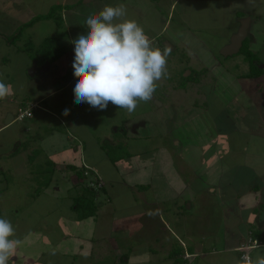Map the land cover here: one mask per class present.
<instances>
[{"label":"rangeland","instance_id":"obj_1","mask_svg":"<svg viewBox=\"0 0 264 264\" xmlns=\"http://www.w3.org/2000/svg\"><path fill=\"white\" fill-rule=\"evenodd\" d=\"M220 1L177 0L171 6L173 0H0V80L11 93L0 99L1 113L8 108L18 115L24 97L37 98L71 78L75 47L71 41L87 31L86 17L106 5L123 4L125 19L141 25L154 47L162 52L171 48L167 76L156 82L152 99L138 102L131 113L111 103L106 110L74 103L73 77L69 86L46 100L55 116L36 109L32 120L25 117L2 130L0 218L9 220L15 232L23 228L31 234L43 219L41 224L54 231L42 230L43 235L54 234L60 244L56 253L60 264H164L170 250H186L187 244L193 245L188 240L207 237L210 229L220 237L224 230L223 242L231 243L228 231L234 222L243 224L244 211L235 208L229 213L227 204L238 207L251 187L264 180L260 175H264V106L258 105V97L264 99V73L258 79L243 77L248 69L244 55L220 53L241 18L248 17L247 12H221ZM51 9L58 18L25 25ZM260 13H253L244 42L264 68V12ZM55 42L67 51L52 62L48 53L57 52ZM35 61L37 72L31 75L28 70ZM48 63L52 65L46 69ZM251 83L255 85L250 87ZM65 108L70 109L67 116L62 114ZM67 133L74 144L84 137L87 151L93 140L98 142L95 157L104 153L107 158L120 157L124 163L119 183L101 186L99 179L101 185L92 187L94 174L82 176L79 168H69L61 175L52 165L36 174L41 157L23 147L34 145L32 139L41 134L49 144L42 145V154L49 156ZM72 174L84 181L72 186ZM47 179L49 187L44 185ZM172 184L179 186L177 195ZM151 187L159 210L144 202L154 198ZM82 194L92 200L84 198V206L77 210L56 203H81ZM183 198L186 204L178 205ZM89 206L96 208L95 215L79 219ZM62 216L67 217L66 237ZM201 255L190 257L189 264H232L225 253Z\"/></svg>","mask_w":264,"mask_h":264},{"label":"crops","instance_id":"obj_2","mask_svg":"<svg viewBox=\"0 0 264 264\" xmlns=\"http://www.w3.org/2000/svg\"><path fill=\"white\" fill-rule=\"evenodd\" d=\"M176 1L177 0H173L171 6H173ZM203 1H210V0H203ZM220 2L222 4L221 5L222 10H220L221 12H247L248 17L250 18L248 22V28H247L248 33H249L250 26L253 23V13L258 12V15H260L261 14L260 12H264V0H221ZM258 4H259V7L262 5L263 8L261 7L259 10H257ZM255 17H257V15ZM236 31L237 30L233 31L232 33ZM52 62H55V60ZM36 63L37 62L35 61V65ZM51 63L47 64L46 69H48L52 65ZM29 66H30V63L27 65V67L29 68ZM36 72H37V67L34 70V73L32 75H34ZM73 77L74 75L72 73L71 78L65 81V83L63 84L60 83L56 87V89L53 88L46 94L37 96V98L30 99V98L24 97L23 99H25L26 102L24 100V101H21L19 104L24 103L25 106L18 105L17 113L18 111L20 112L21 110H25V109L30 110L31 116L25 115L23 117V118L27 117L29 120H32L33 115L36 112V109H40L41 111L45 113H49L52 116H55L56 113H54V111L49 106H47L46 100L51 95L59 93L62 89L69 86ZM254 85H255L254 83H251L250 87H253ZM257 89L259 92L260 90H262V87L257 88ZM258 98H259L258 105L260 108H262L264 106L263 105L264 99L262 98V96H259ZM33 108H34V111H33ZM17 116H18L17 114L15 115V113L13 114L12 112H10L8 108L4 109L2 113L0 110V122H1L0 132L6 129L8 125H11L15 123L16 121L20 120V119H17ZM3 118H5L4 121H3ZM45 127H47V125L40 129H44ZM29 130L30 128L27 130L28 133H29ZM122 130H124V128ZM71 131L74 133L72 129ZM48 136L49 135H47L46 137ZM44 137L45 136H42L41 134H36L34 138L32 139V142L34 145L29 144L27 145L28 146L27 148H25V146L23 147L24 152H26V149L27 150L31 149V151L32 150L34 151L32 154H36L41 157V160H38V163H37V170L35 172L36 174L42 173V171L48 168V165H52L53 170L59 171L61 175H64V172H66V170H68L69 168L72 170H76L78 168L80 170L88 169L92 174L95 175L94 177L99 178L103 182L102 183L103 186L105 185V183L115 184V183H119V181L121 180L119 176L120 175L119 170H120L121 165L124 163V161L121 160L120 157L111 158V156H109L107 158L105 153L103 155L101 154L99 157H95L94 146H97L98 144L96 145V143L98 142L96 141L94 142L93 140L91 143L90 150L87 151L86 150V147H87L86 140L84 139V137H80V138L78 137L79 141H77L76 139V144H74L75 139L74 138L69 139L70 134L67 133L65 134V137H64L65 141H62V142L58 141L57 144H55L56 146H54L56 149L54 151L53 150L51 151V155L47 156V155L42 154V152L44 151L42 145H45V146L49 145ZM21 143L22 141L18 142V148H17L18 151H19V147ZM111 143L114 144V142H111ZM37 145H41V147L39 148L37 147ZM18 151L16 153L15 152L14 153L12 152V153L18 155L19 154ZM39 162L44 163V165ZM73 166H75L76 169H73ZM166 174L167 172L164 171V175L167 177L168 175ZM260 175L262 178L264 177L263 174H260ZM70 180L72 182V186L75 183H77L76 181H80V182L84 181L83 178L77 177L76 174L75 175L72 174V176L70 177ZM56 181H58V179ZM262 182L263 184L260 183L259 185L256 184L253 187H251L250 191L248 192L249 196L246 200L243 199V201H240L239 199L241 198V195L234 196V198H237L239 200L238 207L237 206L235 207V205L231 204L233 202L227 204V210L229 213L234 212L235 208L242 209L244 211L243 212L244 215L241 218V221L243 222V224L234 222V224H232L231 226L232 228L230 227L231 229L228 231L232 235L233 241L231 243L229 242L225 244L223 242L224 230L221 231V237H220L218 234L216 235L215 230L210 229L207 233V237L201 234L199 237H196V240L187 239L188 243L190 242L193 245L191 244L192 246L190 247L187 244L186 250L183 249L184 250L183 257L188 259L190 257L191 258L197 257L201 253H202L201 256L218 255V254L223 255L225 253L226 256L232 258L233 260V258H239V254L241 252L240 248L249 237L258 239L260 241L259 244L264 245V180H262ZM46 187H49V185H47ZM170 187L171 186H168V188ZM173 187L176 188L175 195H177L179 186L176 187V184H172V188ZM148 189H149V186L147 190ZM56 190H59L58 186ZM151 190L154 193V198L148 201L144 199V202H146V205H148L150 208L151 206H153V207L158 208L159 210V205H158L159 202L157 198L155 197V191L154 189H152V187H151ZM74 191L75 189L73 190L72 188L71 192H74ZM180 191L182 192L183 189H181ZM69 192H70V189H69ZM138 193H140V191H138ZM56 203L58 207L60 208H65V207L72 208V205H71L72 201L69 202V200L65 204L64 203L60 204L58 201H56ZM182 204H186V198H183L178 205H182ZM241 215L242 214H240V217ZM41 216H43V213L40 214L39 217ZM62 219L63 221H65L64 224L66 227H64L63 233L65 234V237H66L67 236L66 234L67 233L66 231L67 217L62 216ZM42 221L43 219L39 218V222L36 223L33 230H31L33 231L32 234L31 232L30 233L24 232L25 230L30 231V229L22 230L23 228H21L20 230L19 229L17 230L19 233L15 232L14 236L10 237V239H19L21 241V244L17 248L15 256H13L11 260L9 261V264H60V258H59V263H57L58 259L56 260V253L59 251L60 244L58 243V241L56 242L54 241L55 239V237H53L54 234L49 235L45 233V235H43L42 230H52L53 231V229H52V226L42 225L41 224ZM163 223H165V221H163ZM63 235L62 237H64ZM220 240H222V243H220L221 242ZM218 241L220 242L217 243ZM205 242H207L208 247H204ZM257 251L264 252V248H257L253 250L251 247L248 249V253L251 254L253 257H255ZM170 261L171 259L168 258V255H167V262H165L164 264L169 263Z\"/></svg>","mask_w":264,"mask_h":264},{"label":"clouds","instance_id":"obj_3","mask_svg":"<svg viewBox=\"0 0 264 264\" xmlns=\"http://www.w3.org/2000/svg\"><path fill=\"white\" fill-rule=\"evenodd\" d=\"M126 15L123 4L106 5L86 17L87 31L71 41L75 46L74 103H87L97 110H106L111 103L131 113L138 102L152 99L156 82L167 76L166 57L171 48L165 47L162 52L154 47L142 26L125 19ZM10 94L0 80V99ZM62 114L69 115L70 109L65 108ZM14 234L11 222L0 218V264H9L21 244L19 239H10ZM257 248L264 245L257 241L252 249ZM232 264H264V252L257 251L255 257L245 253L233 258Z\"/></svg>","mask_w":264,"mask_h":264},{"label":"trees","instance_id":"obj_4","mask_svg":"<svg viewBox=\"0 0 264 264\" xmlns=\"http://www.w3.org/2000/svg\"><path fill=\"white\" fill-rule=\"evenodd\" d=\"M53 9V8H52ZM51 9V10H52ZM54 10L50 11V12H47L46 14H41V15H37L35 16L32 20H30L29 22H27L25 25L29 26V25H32L34 20L38 21L39 19H49V18H52V17H55L56 15H54L53 12ZM57 17V16H56ZM58 18V17H57ZM59 23V22H58ZM248 38L246 37L243 42H242V46L240 48V50L238 52L242 53L244 55V58L246 59V61L248 62V69L246 70L245 73H242L241 76L243 77H254V78H257L259 77L262 73H264V68L263 67H260L259 66V63H260V58L258 57V55L252 51L248 44L245 43L244 41H246ZM53 47L55 48V51L57 52H53V53H48L49 54V58H50V55L52 56L51 58V61H54L56 59H58L60 56H62L63 54L66 53L67 51V47L66 46H59L56 42L53 44ZM44 58H48V56H46L45 54L42 55ZM201 71H205V69L201 70ZM186 78V77H184ZM192 77H187V81L189 82V79H191ZM249 79V78H248ZM193 83L194 82H197L198 81V78L197 79H193L192 80ZM184 87V86H183ZM17 152V150L15 151V153ZM112 158V156H111ZM49 168H47L46 170H48ZM73 169H76L75 166H73ZM44 170V171H46ZM77 170V169H76ZM81 171V175L82 176H87V175H92V173L88 170V169H82L80 170ZM85 171L87 172V174H85ZM98 180L99 178L97 177H93L91 178V181L94 182V184L92 185V187H99L98 186ZM89 181V183L91 182ZM50 183V179H47V181H45L44 185H49ZM103 186V184L101 185ZM101 188H104V187H101ZM83 197V199H79V200H83L80 202H77V201H74L72 202L73 204V207L72 208H75L76 210L79 209V207H83L84 206V198L88 200V203L92 200V198L90 197H86L85 194H82L81 195ZM76 200H78V198H76ZM93 204V202H92ZM95 210L96 208H94V206L92 207H88V210L85 211L84 213H80L78 215L79 219H84V218H87V217H91L93 215H95ZM183 251L182 248L180 247L178 250L176 249H173L172 251L170 250L169 254H168V258L171 259V261L169 263H166V264H189L188 262V259L187 258H184L183 257ZM182 253V254H181ZM241 253V252H240ZM239 257H240V254H239Z\"/></svg>","mask_w":264,"mask_h":264},{"label":"water","instance_id":"obj_5","mask_svg":"<svg viewBox=\"0 0 264 264\" xmlns=\"http://www.w3.org/2000/svg\"><path fill=\"white\" fill-rule=\"evenodd\" d=\"M249 19V17L241 18L238 30L232 34L230 42L225 44L220 51L223 56L235 54L240 50L243 40L247 37ZM35 69L36 67L34 62L32 67L28 70L29 74L32 75Z\"/></svg>","mask_w":264,"mask_h":264},{"label":"built area","instance_id":"obj_6","mask_svg":"<svg viewBox=\"0 0 264 264\" xmlns=\"http://www.w3.org/2000/svg\"><path fill=\"white\" fill-rule=\"evenodd\" d=\"M25 115L27 116H30L31 115V112L30 110H21L17 116V118L21 119L23 118ZM85 174H87V172L85 171ZM89 184L93 185L94 182H90ZM98 185H101L100 182L98 181L97 183ZM258 241V243L260 242L258 239L256 238H253V237H249L246 242L241 246L240 250H241V253H240V257L243 256L245 253H248V249L252 247V245L254 243H256Z\"/></svg>","mask_w":264,"mask_h":264}]
</instances>
